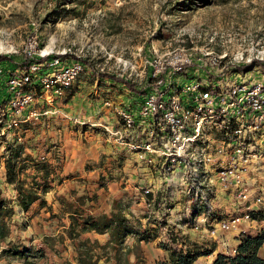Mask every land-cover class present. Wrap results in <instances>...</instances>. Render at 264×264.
I'll return each mask as SVG.
<instances>
[{
  "label": "rangeland",
  "instance_id": "1",
  "mask_svg": "<svg viewBox=\"0 0 264 264\" xmlns=\"http://www.w3.org/2000/svg\"><path fill=\"white\" fill-rule=\"evenodd\" d=\"M36 27L43 46L73 47L81 54L84 71L65 96L54 103L59 112L18 126L7 141L6 137L0 138L1 197L15 210L11 234L1 243L2 248L14 244L42 249L44 256L37 259L38 264H78L75 242L67 234L70 219L62 203L63 197L71 199L75 190L89 197L85 207L89 214L109 213L114 201L120 200L132 213L133 221L158 229L157 238L141 242L149 263L168 259L163 244L168 243L170 234L178 241L196 242L202 251L214 250L194 264H208L221 251L233 254L205 235L199 220L207 207L192 202L188 212V198L175 182L152 181L150 185L151 181H119L130 177V170L138 168V160L99 123L118 126L114 106L105 105V101L124 104L133 98L132 92L141 89L144 77L140 75L142 67L133 71L127 63L140 66L141 58L150 55L153 47L210 46L219 52L237 47L243 35L264 45V0H0V42L4 46L0 51L21 49ZM215 32L214 42H209ZM0 57L8 69L15 68L14 62L22 58ZM104 74L125 81L129 78L132 88ZM239 74L240 81L263 75L252 70ZM214 83L216 87L220 84ZM0 96L1 101V91ZM18 146H23L18 165H26L21 178L28 183L51 181L52 186L44 195L48 205L41 208L36 202L28 212L18 205L14 186L6 182L7 158ZM112 182L115 184L110 185ZM218 211V219L230 215L227 207ZM188 229L195 233L184 232ZM83 237L101 243L109 239L108 234ZM135 242L134 237L127 239L129 246ZM109 255L110 260L103 258L100 264H118L115 254ZM134 260L133 253L124 255L120 264ZM0 264H22V260L0 256Z\"/></svg>",
  "mask_w": 264,
  "mask_h": 264
},
{
  "label": "built area",
  "instance_id": "2",
  "mask_svg": "<svg viewBox=\"0 0 264 264\" xmlns=\"http://www.w3.org/2000/svg\"><path fill=\"white\" fill-rule=\"evenodd\" d=\"M241 38L237 47L219 52L210 46L153 47L140 66L127 63L133 71L142 67L141 89L124 104L105 101L114 106L118 126L99 123L153 176L178 184L188 212L192 202L207 207L199 220L205 235L233 253L237 247L227 234L249 232L257 220L253 212L264 209V45L249 35ZM2 55L22 57L10 69L0 57V138L7 141L18 126L59 112L54 103L71 89L84 63L73 47L43 46L37 27L21 49ZM249 70L262 78L240 81L239 73ZM226 207L230 215L218 219Z\"/></svg>",
  "mask_w": 264,
  "mask_h": 264
},
{
  "label": "trees",
  "instance_id": "3",
  "mask_svg": "<svg viewBox=\"0 0 264 264\" xmlns=\"http://www.w3.org/2000/svg\"><path fill=\"white\" fill-rule=\"evenodd\" d=\"M104 76L132 86L125 80ZM23 146H18L12 155H9L6 163L7 183L14 186L18 205L28 212L31 207L40 202V207L48 205L44 195L51 189V181H32L28 183L21 178L26 165H18L17 158L21 156ZM47 179V178H46ZM90 200L86 194L79 195L72 191L71 199L63 197L64 211L68 214L70 224L67 229L68 237L75 242L78 264H100L103 258L110 260V252L118 258V264L122 257L130 254L135 255L133 263L129 264H194L200 256L211 254L213 251H202L196 242L188 239L178 241L170 234L167 244H163L168 251V259L149 263L143 254L141 242H149L158 237V229L143 227L142 222L133 221L132 213L121 203L115 200L110 213L99 215L89 214L85 211L86 203ZM15 210L2 197L0 191V256H14L22 260V264H38L37 259L44 256V251H35L29 247H17L12 244L2 248V242L11 234V218ZM219 215V214H218ZM253 218L264 222V209L253 212ZM88 233L108 234L109 239L105 243L98 239L83 237ZM134 237L136 242L133 246L127 245V239ZM264 245V228L258 234L250 232L240 235V243L233 254L220 252L216 255L212 264H264V256L260 255V249ZM129 260V258H127ZM117 264V263H116Z\"/></svg>",
  "mask_w": 264,
  "mask_h": 264
},
{
  "label": "crops",
  "instance_id": "4",
  "mask_svg": "<svg viewBox=\"0 0 264 264\" xmlns=\"http://www.w3.org/2000/svg\"><path fill=\"white\" fill-rule=\"evenodd\" d=\"M111 80H113V79H111ZM113 82H118V81L114 80ZM118 83H121V82H118ZM110 84H115V83H110ZM137 166H138V168L130 170V172H129V176L130 177H128V178L126 177L124 179H120L119 181H148V182L151 181L150 185L152 184V181H161L157 176H153V171H152L151 167H149V168L145 167V166H143V163H140V162H138ZM156 177H157V179H156ZM112 184H115V183L112 182L110 185H112ZM142 203H143V201H142ZM244 226L245 225H241L242 228ZM250 226L251 227H250V231L249 232H251L252 234H258L264 228V222L260 221V220H255V221H253L251 223ZM178 227H180V226L178 225ZM252 228H253V230H251ZM184 232H189V234H191V235L195 233V231L192 230V229H188L187 231H184ZM239 232L240 231L238 229H233L232 231H230V233L227 234V236L229 237L230 243L232 241L231 244L236 246V247L240 243V233ZM88 234L90 236H91V234L99 235L97 233H88ZM221 252H224V251H221ZM260 255L264 256V245L260 249ZM215 257H216V253L212 256V259H210V261H208V264H212V262L215 259Z\"/></svg>",
  "mask_w": 264,
  "mask_h": 264
},
{
  "label": "bare ground",
  "instance_id": "5",
  "mask_svg": "<svg viewBox=\"0 0 264 264\" xmlns=\"http://www.w3.org/2000/svg\"><path fill=\"white\" fill-rule=\"evenodd\" d=\"M0 48H4V46H3L2 42H0Z\"/></svg>",
  "mask_w": 264,
  "mask_h": 264
}]
</instances>
